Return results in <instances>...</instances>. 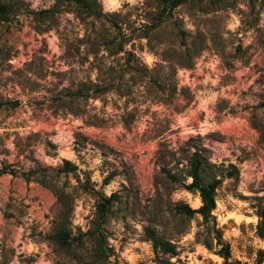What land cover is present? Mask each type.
Wrapping results in <instances>:
<instances>
[{
    "label": "rangeland",
    "instance_id": "1",
    "mask_svg": "<svg viewBox=\"0 0 264 264\" xmlns=\"http://www.w3.org/2000/svg\"><path fill=\"white\" fill-rule=\"evenodd\" d=\"M0 2V264H162L147 226L176 243L166 264H226L198 239L202 216L176 210L200 195L162 173L190 183L196 149L204 183L221 181L211 225L229 264H256L264 0ZM64 159L78 171L62 172ZM114 193L99 228L110 256L98 258L97 207ZM58 223L68 249L51 239Z\"/></svg>",
    "mask_w": 264,
    "mask_h": 264
},
{
    "label": "trees",
    "instance_id": "2",
    "mask_svg": "<svg viewBox=\"0 0 264 264\" xmlns=\"http://www.w3.org/2000/svg\"><path fill=\"white\" fill-rule=\"evenodd\" d=\"M78 4L81 6H84L86 8L90 7V0H76ZM159 4L165 6L167 9H174L177 6H179L182 3L188 2L190 0H156ZM9 5L7 3L0 2V18L5 17L8 14ZM162 21L163 19H159ZM3 103L0 102V106ZM209 161L205 155L200 151V149H196L193 151L190 156L188 157V164L186 166L187 169V178L191 179L190 183H182V180L180 178V173L178 171H175L174 169L170 168L167 169L165 166L162 168V173L166 174V177L168 180L172 182H181L183 184L182 186L187 189L188 191H191L193 193H198L200 195V198L202 200V205L194 209L192 208L188 203L184 202H178L176 204V210L179 214L187 216V217H193L196 214H199L202 216L204 223L208 224V230L206 236H203L201 233H198V239L203 241V243L208 246L209 248H212V246H218L219 249L217 253L221 255L226 264L230 263L231 258V246L226 243L222 235L220 234L218 228L216 225H211V221L215 219V216L213 215V211L216 208V192L220 185V179L213 178L207 183H204L203 180V174L208 171L209 168ZM232 168L236 169L234 165L231 166ZM60 170L64 173L70 174L73 172L78 171V166L73 164L70 160L64 159V164L62 167H60ZM63 194L65 192H62V194L59 195V198L61 200ZM116 197V194H112L108 198H104L102 202L98 205V211L96 214V220L94 221V231L91 233V236L93 238V241L96 246V256L99 258L104 257L108 258L110 256L109 253H107L106 248L103 246V243L99 240L103 235L100 232V225L103 224L106 213H107V205H110L111 202ZM258 216H259V222L257 226V232L259 236L264 237V197L260 198V204L258 207ZM57 227L54 228L53 234L51 235V239L54 240L59 246L68 249L71 245L69 239L70 235L67 229L64 227V225L58 223L56 225ZM147 237L152 241L153 249L157 255L158 261L162 264H166L168 262V259L166 257H163L162 255H167L169 258L177 255V246L176 243L168 237H164L162 235H159L158 230L154 227L147 226L145 228ZM201 235L203 237H201ZM259 259L256 264H261L264 261V254L262 251L259 253ZM238 264H241L238 261Z\"/></svg>",
    "mask_w": 264,
    "mask_h": 264
}]
</instances>
